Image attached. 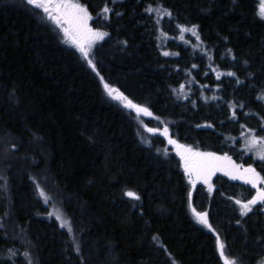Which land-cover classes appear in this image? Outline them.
I'll list each match as a JSON object with an SVG mask.
<instances>
[{
  "label": "trees",
  "instance_id": "obj_1",
  "mask_svg": "<svg viewBox=\"0 0 264 264\" xmlns=\"http://www.w3.org/2000/svg\"><path fill=\"white\" fill-rule=\"evenodd\" d=\"M75 1L107 33L87 59L42 9L0 0V264H264V206L241 214L264 184L193 186L172 149L264 178L258 0Z\"/></svg>",
  "mask_w": 264,
  "mask_h": 264
},
{
  "label": "snow or ice",
  "instance_id": "obj_2",
  "mask_svg": "<svg viewBox=\"0 0 264 264\" xmlns=\"http://www.w3.org/2000/svg\"><path fill=\"white\" fill-rule=\"evenodd\" d=\"M29 5H33L37 8L43 9L46 14L47 19L53 21L58 27H60L64 33L66 40L70 41L74 46H76L83 56L87 59L89 57V51L86 50L85 45L88 48L91 47L94 41L102 40L107 33L94 31L88 25V21L92 19L87 8L83 7L78 2H73V0H27ZM110 11L109 8L105 7L103 12L106 14ZM258 15L264 19V0H260V7ZM181 31H190L193 35H197L196 29L193 27L191 29L182 28ZM183 38V37H181ZM197 38H199L197 36ZM164 55H169L165 52ZM89 65L95 71V65L91 59H88ZM228 75H234L233 73H228ZM219 78V75L218 77ZM104 88L112 99L120 101L125 107L134 109L138 114L143 113L145 115H151L146 107H140L129 100L123 93L119 92L118 89L112 88L107 83L104 84ZM149 132L154 130L149 128ZM167 134V128L164 130ZM169 143L176 144V141L169 140ZM253 145L259 143L260 148L258 151V158L264 161V140L256 141L255 139L251 142ZM179 151L178 154L184 161L185 172L189 176L190 183L195 186V181L192 180V176L195 175L197 178H202L205 183L208 182L211 175L216 171H222L226 168H230L232 171L238 173L233 175L230 171H225V175H231L232 179H241L245 184H251L253 188H256L258 184H264V178H261L259 173L256 172L255 168L248 167L244 168L243 172L239 171L240 166L235 165L231 159L227 156L220 157L213 153H200L194 152L191 148H186L183 145H176ZM41 196L45 194L41 191ZM132 199H139V196L131 191L126 193ZM237 204H241L239 200L236 201ZM257 203L264 204V189H257V197L241 205V214L247 215L248 212L252 211L253 205ZM197 222L203 224L205 227L211 229L207 220V213H195ZM57 219H61V216L57 214ZM61 227H68L71 231V227L67 221L61 224ZM153 239H156L155 237ZM217 246L220 251V255L223 256L224 244L221 242L219 236H217ZM29 264L31 262L29 261ZM226 264L228 262L226 261ZM235 264V261L231 262Z\"/></svg>",
  "mask_w": 264,
  "mask_h": 264
},
{
  "label": "rangeland",
  "instance_id": "obj_3",
  "mask_svg": "<svg viewBox=\"0 0 264 264\" xmlns=\"http://www.w3.org/2000/svg\"><path fill=\"white\" fill-rule=\"evenodd\" d=\"M73 2H76L75 0H73ZM259 7H260V0H258V9H259ZM41 9V8H40ZM43 10V9H42ZM102 15L104 16L105 15V13L104 12H102ZM90 22H91V20H89L88 21V25H89V27H90ZM60 28V27H59ZM60 30H61V32L63 33V31H62V29L60 28ZM63 36H64V33H63ZM182 36H180V38H181ZM64 39H65V41L68 43V44H72L70 41H68V40H66V38L64 37ZM96 42L97 41H94L93 43H92V45H91V47L90 48H88V46L87 45H85V47H86V50H88V51H90L93 47H94V45L96 44ZM73 45V44H72ZM76 47V46H75ZM133 111L135 112V113H137L134 109H133ZM141 114H143V113H140L139 115H141ZM145 115V114H144ZM166 136V135H165ZM167 137V136H166ZM175 148H177V146L176 145H174V146H172V149L173 150H175ZM185 169V168H184ZM227 170H229V168H226L225 170H222V171H227ZM216 172H221V171H216ZM192 180H194V181H196V178H193L192 177ZM263 206H264V204H263ZM53 216H54V214H53ZM60 216H61V219H57V214L55 215V218L58 220V222L60 223V225L64 222V221H67L65 218H64V216H62L61 214H60ZM68 222V221H67Z\"/></svg>",
  "mask_w": 264,
  "mask_h": 264
},
{
  "label": "flooded vegetation",
  "instance_id": "obj_4",
  "mask_svg": "<svg viewBox=\"0 0 264 264\" xmlns=\"http://www.w3.org/2000/svg\"><path fill=\"white\" fill-rule=\"evenodd\" d=\"M194 176H195V175H194ZM195 178H197V177L195 176ZM200 179H201V178H200ZM209 183H210V182H209ZM209 183H208V184H209ZM198 184L201 185V186H204V185H205V184H203L202 182H198Z\"/></svg>",
  "mask_w": 264,
  "mask_h": 264
}]
</instances>
